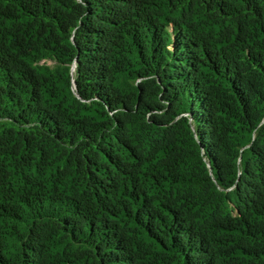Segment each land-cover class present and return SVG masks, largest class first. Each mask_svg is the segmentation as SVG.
<instances>
[{
	"label": "trees",
	"instance_id": "trees-1",
	"mask_svg": "<svg viewBox=\"0 0 264 264\" xmlns=\"http://www.w3.org/2000/svg\"><path fill=\"white\" fill-rule=\"evenodd\" d=\"M0 264H264V0H0Z\"/></svg>",
	"mask_w": 264,
	"mask_h": 264
}]
</instances>
